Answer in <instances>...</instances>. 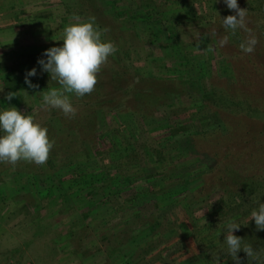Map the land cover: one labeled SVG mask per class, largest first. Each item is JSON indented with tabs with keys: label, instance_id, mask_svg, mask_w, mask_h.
<instances>
[{
	"label": "rangeland",
	"instance_id": "rangeland-1",
	"mask_svg": "<svg viewBox=\"0 0 264 264\" xmlns=\"http://www.w3.org/2000/svg\"><path fill=\"white\" fill-rule=\"evenodd\" d=\"M136 1L139 4L146 1L149 6L154 7L157 5L163 9L162 12H167L168 9L171 12H178L180 21L191 22L190 30H195L197 26L194 14L196 10L198 13H205L208 21L221 11L220 0L219 2L204 1L202 5L196 3L194 9L190 10L187 8L192 5L190 0ZM66 4L71 8L69 13H66ZM76 4L88 6L87 14L81 13V6L77 9ZM100 4L105 5L99 0L92 2L89 0H0L2 72L9 71L11 67L15 68L16 72L36 67L37 76L33 77L32 81L38 84L39 78L46 77V83L49 77L46 72L40 70V65L37 64L39 57L33 62V58L25 57V53L34 50L41 56L44 50L60 46L63 43L61 39L64 29L72 23L86 21L88 18H92L94 24L102 31L103 39L112 41L117 49L97 73L100 74L97 89L84 97L71 94V102L76 108L73 117L65 116L59 109H47L42 106L44 93H41L48 91L49 87L44 91L38 87L23 92L18 91L11 100L6 99L3 89L0 91V110L15 107L26 115H32L37 123L47 127L49 139L54 142L46 163L37 165L21 160L16 165L28 173L34 170L41 171L42 175L51 173L56 183L68 187L64 190L65 194L61 195L58 185L52 183L50 189L53 199L44 192L38 194L36 198L32 191L22 189L17 194H12L13 196L9 195L5 188L12 184V172L15 170L9 168L8 163H0V189L6 192L8 198L12 196L10 200L8 199V204L0 206V264H109L107 257L115 261L114 264H122L121 259H114V254L118 250H125L132 229L140 221L135 219V222L127 223L113 215L107 223L108 214H113L112 202L105 203L96 213L89 215L88 206L82 202L83 200L80 199L78 202L71 200L72 195L79 193L80 179L89 175L95 161L93 156L89 155L91 159L85 157L84 151L87 146L90 149L93 147L98 127L104 130L110 123L124 122L125 127L133 129L138 127L134 130L135 137L138 135V144H145V141L151 144L155 142L151 141L150 136L145 139L148 135L145 121L136 123L135 118H139V113L144 112L156 119H162L167 116L166 114L169 115L170 106L174 105H178L188 115L198 112L197 107L191 105L193 97L200 91L197 84V80H200L197 61L205 55V48L198 47L192 50L184 43L175 46L167 38H162L156 29L142 32L133 27L132 19L127 16L128 14H121L118 19L112 18L108 8L106 10ZM221 16L214 20L221 19ZM215 23L219 29L214 25L212 32L218 38L216 39L218 43L225 36V32L219 22ZM256 23L257 21L250 18L248 31L245 34H239L238 30L235 33L229 30L232 39L219 48L233 63L231 67L235 65L238 75L240 74L243 80V87L251 101L255 103L253 105L261 106L264 101V38L254 27ZM250 35L255 36L257 44L253 52L245 53L238 49L237 45L239 42H246ZM193 36L197 38L199 33H193ZM15 40L17 44L14 43ZM150 40H155L154 44ZM217 53V51L213 52V60L209 62L211 64H208V68L210 73L214 69L217 70L221 75L218 76L222 77H217L216 71H213L211 76L214 77L213 82L218 87H225L226 79H230L234 72L227 63L220 60ZM20 56L26 59L20 62ZM212 63L213 68L210 66ZM256 63H258L257 67H255ZM210 73L208 72V75ZM20 74L24 75L22 72ZM148 78L152 79L147 80ZM182 91L183 95L176 98L175 95ZM140 103L142 106L139 108ZM112 107H118V110ZM106 110L109 111L108 114L104 113ZM114 112L118 116H115ZM204 112L198 113L204 114ZM172 114L174 113H171L170 117H174ZM183 115L181 114L180 118ZM232 123L228 128L232 135L234 133L233 138H236L240 146L234 143L230 149L233 154L229 157H225V152L228 151L225 142L227 139L221 136L229 135L226 127L216 130L219 132L217 134L200 138L195 143L197 149L193 150L189 143H185L181 148L187 151L189 160L196 159L192 163L197 166L215 164V160L204 153L221 160L219 164L224 167L228 163L232 165L235 163V167L242 166L244 162L264 163V121L253 120L244 115L233 119ZM165 131L160 128L153 133V136L156 140L159 137L163 138ZM106 144L104 143L103 146L106 147ZM106 162L109 163L108 160ZM150 169L153 170V167L150 166ZM229 175L235 179L229 177L228 183L222 182L223 186L246 183L245 177L240 176L236 171H232ZM24 183L28 184V182ZM19 185L22 183L19 182ZM120 202L122 203L123 200L121 199ZM178 214L184 216L180 210Z\"/></svg>",
	"mask_w": 264,
	"mask_h": 264
},
{
	"label": "trees",
	"instance_id": "trees-1",
	"mask_svg": "<svg viewBox=\"0 0 264 264\" xmlns=\"http://www.w3.org/2000/svg\"><path fill=\"white\" fill-rule=\"evenodd\" d=\"M89 1L92 2V0ZM99 1L104 2L105 5H100L105 9L108 8L112 18L118 19L121 14H128L127 16L132 19V26L142 32L156 29L162 38H167L175 46L184 43L188 44L192 50L198 47L205 48V55L197 61L200 71V80H197V84L200 91L197 96L193 97L191 105L196 106L198 112H205L199 114L196 111L197 113L188 115L185 110L174 105L170 106L169 115L166 114L167 116L162 119H156L144 112L139 113V118H134L137 120L136 123L145 121L148 133L145 139L150 136L151 141L155 142L151 144H147L146 141L145 144H138V135L135 137L136 132L134 131L138 127L134 129L125 127L124 122L110 123L104 130L98 127L93 147L90 149L87 146L83 154L90 159V156H93L95 159L93 167L90 168L86 178L80 179L79 193L72 195L71 200L73 202L83 200L82 202L88 206L89 215L96 213L105 203L112 202L113 214H108L107 223L113 215L122 218L127 223L140 221L132 229L133 232L129 238L127 237L125 250H118L114 254V259H121L122 264H236V261L228 255L224 243L226 233L223 229L229 220H235L241 224L239 230H234V234L243 239L244 245H252L260 253L261 262H264V230H257L254 221H249L247 224L251 211L258 206L260 200L264 202V163L262 161L258 164L244 162L239 167H235V163L233 165L228 163L224 167L219 164L221 160L204 153L213 158L215 164L197 166L192 163L196 159L190 158L189 160L187 151L181 148L185 143H189L193 150L197 149L195 143L200 138L213 133L217 134L219 132L216 130L226 127L229 135L221 136L227 139L225 142L228 151L225 152V157H229L233 154L230 150L232 145L236 143L240 146L236 138H233L234 133L232 135L228 128V125L233 124V119L245 115L253 120L264 121V101L261 106L253 105L255 103L251 101L252 99L243 87V80L240 74L238 75L235 65L231 67L233 63L221 52L220 46L216 43L218 38L212 32L214 25L218 28L215 22H219L230 41L232 39L230 31L223 28L221 19H214L221 15L220 18L234 15V10L228 9L220 0V14L212 16L213 18L209 21L205 13H198L196 10L197 14L195 12L194 14L198 27L190 30L191 22L180 21L178 12H171L169 9L167 12H162L163 9L157 5L149 6L150 4L146 1L142 4L136 0ZM167 1L177 2L178 0ZM190 1L192 5H189L191 8L187 7L188 10L194 9L196 3L202 5L204 1L212 0ZM238 4L240 8L248 10L245 27L237 29L239 34H245L248 31V22L250 18H253L257 21L254 27L264 38V0H238ZM82 5L76 4L77 9L81 6V13H86L89 8ZM66 6V13H69L71 8L67 4ZM13 9L15 10V6ZM88 17L85 16V18ZM12 27L16 26L12 25ZM193 33H199V36L196 38ZM186 38L189 39L186 40ZM150 42L153 43L155 40H150ZM14 43L17 44V40ZM238 44V49H241L242 42ZM214 51L218 52L220 60L227 63L234 72L230 79H226L225 87H218L213 82L214 77H211L213 71H216L217 77L221 75L215 69L210 73L208 68V64H211L209 62L213 60ZM38 54L40 53L33 50L26 52L25 57L33 58L34 62L36 57H41ZM22 58L24 56H20V62L26 59ZM210 66L213 68V63ZM21 72L24 75H21ZM21 72H16L13 67L9 68V71L2 72L0 68V88L3 89L5 96L8 93H14L16 96L18 91L23 92L29 89L25 84L26 71ZM99 76L100 74H97V84L94 89H97L99 84ZM47 77H49L48 83H45L46 77L39 78L37 85L42 91L46 87L47 89L48 87L49 89L61 87L58 81L50 79L49 73ZM29 79L34 80L33 77ZM231 85L236 89H233ZM182 93L184 92H178V95H175L176 98L181 97ZM141 106L140 103L139 108ZM113 108L118 110V107ZM108 112L106 110L104 113L108 114ZM171 113H174L172 114L174 117H170ZM113 114L118 116L116 112ZM181 114H184L182 118H180ZM46 125L48 126L49 123ZM160 128L166 131L163 138L159 137L156 140L153 133ZM104 143H107L106 147L103 146ZM107 160L109 163L106 162ZM8 166L15 170L12 172V184L5 188L9 195L17 194L22 189L32 191L37 196L36 198L38 194L44 192L53 199L50 189V185L56 183L53 174L42 175L39 170L28 173L16 164ZM232 171L245 177L246 183H240L237 186L232 184L223 186L222 182L228 183L229 177L235 179L229 175ZM41 175L42 178H40ZM19 182L22 185H19ZM56 184L61 190L60 194H65L64 190L68 187H63L60 183ZM217 194L219 195L215 197ZM12 196L8 198L6 192L0 189V206L8 204V199L10 200ZM179 210L184 214L183 217L178 214ZM238 256L240 264H252L243 251H240ZM107 261L109 264L115 263L109 257Z\"/></svg>",
	"mask_w": 264,
	"mask_h": 264
},
{
	"label": "clouds",
	"instance_id": "clouds-1",
	"mask_svg": "<svg viewBox=\"0 0 264 264\" xmlns=\"http://www.w3.org/2000/svg\"><path fill=\"white\" fill-rule=\"evenodd\" d=\"M219 2V0H217ZM226 7L234 10V15L221 18L224 29L232 33L238 28L245 27L247 9L240 8L238 0H222ZM78 19V18H77ZM106 31V30H105ZM60 46L50 47L37 59L42 72H47L51 80L58 81L60 88H52L44 92L43 107L59 109L67 117L76 114L69 94L83 97L90 94L97 84V73L111 55L117 51L115 44L103 39V33L94 24L92 18L68 25L63 32ZM228 43L225 35L218 41L220 47ZM257 40L250 35L246 42L241 44L245 53L255 49ZM37 76V68L26 71L25 84L29 88H37L29 77ZM2 91V89H0ZM14 93H8L6 99L11 100ZM54 142L49 139L48 129L37 123L32 115H26L15 107L0 110V163L15 165L18 161H28L37 165L47 162ZM254 221L257 230H264V202H258L248 219ZM241 224L235 220L226 222L223 232L226 251L240 264L238 253L243 251L252 264H264L260 260V253L252 245H244L243 239L234 234Z\"/></svg>",
	"mask_w": 264,
	"mask_h": 264
}]
</instances>
